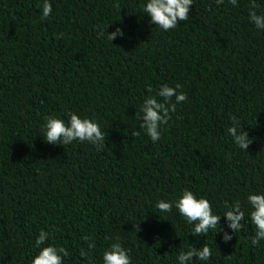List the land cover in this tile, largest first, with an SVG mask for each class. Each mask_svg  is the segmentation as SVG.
I'll list each match as a JSON object with an SVG mask.
<instances>
[{"label":"trees","instance_id":"trees-1","mask_svg":"<svg viewBox=\"0 0 264 264\" xmlns=\"http://www.w3.org/2000/svg\"><path fill=\"white\" fill-rule=\"evenodd\" d=\"M51 2L40 21L41 0H0V264H30L40 230L68 249L65 264H82L84 236L95 264L117 237L133 264H176L191 243L212 248L208 264H264L251 224L224 243L223 232L193 237L175 208L155 207L189 189L219 213L264 191V31L249 21L251 0H194L167 32L143 0ZM116 27L125 38L111 42ZM165 83L188 99L154 144L136 116L147 89ZM69 112L94 118L104 146L46 142V118ZM234 117L247 151L228 134Z\"/></svg>","mask_w":264,"mask_h":264},{"label":"clouds","instance_id":"clouds-1","mask_svg":"<svg viewBox=\"0 0 264 264\" xmlns=\"http://www.w3.org/2000/svg\"><path fill=\"white\" fill-rule=\"evenodd\" d=\"M233 6L238 5V0H228ZM194 0H143L142 13L146 14L151 24L158 27L161 31L175 29L179 22L189 19L190 6ZM255 0H251L249 10V21L254 24L256 29L264 31V14H258ZM40 21L49 19L53 6L51 0H41ZM103 35V32H101ZM108 39L112 42L119 38H125L122 27H116ZM57 38L60 36L57 34ZM147 95L139 109L136 117L143 121L139 128L149 137L152 143L160 140L164 126L168 125L172 118V113L176 111V106L186 102L187 93L181 90L180 85L169 86L162 84L155 94L152 95V88L147 89ZM228 134L232 137L242 151H247L252 139L235 117L231 126L228 128ZM131 136H139L140 130L133 129ZM44 140L52 145H70L74 142L90 143L96 147L104 146L105 135L100 124L94 118L82 117L78 113L69 112L67 120L59 117L49 116L44 124ZM246 208L240 203L232 205L225 204L224 211L214 210L212 203L203 196H198L189 189H184L176 199L172 201L158 200L155 207L160 213H171L173 208L177 211L184 223L190 226L193 237H207L211 231L216 234L223 232L222 241L228 243L233 235H237L245 226L251 224L254 234L251 237V243L258 245L264 241V191L246 194ZM224 218L227 229L221 225V219ZM139 230V224L134 225ZM51 233L40 230L35 238L34 247L36 252L30 258V264H65V258L69 256L66 247L49 243ZM84 241L88 244L87 249L80 248L79 256L82 264H95L93 259L94 245L90 243V237L84 236ZM111 241V237H106ZM213 250L207 244L197 247L191 243L189 247L179 251L176 255V264H208L212 258ZM101 264H133V258L129 249H127L120 238L115 242H110L104 249L100 257Z\"/></svg>","mask_w":264,"mask_h":264}]
</instances>
